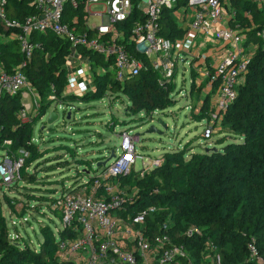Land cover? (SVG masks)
<instances>
[{"label":"built area","instance_id":"obj_1","mask_svg":"<svg viewBox=\"0 0 264 264\" xmlns=\"http://www.w3.org/2000/svg\"><path fill=\"white\" fill-rule=\"evenodd\" d=\"M241 1L29 0L33 13L14 19L7 14L6 0H0V27L8 34L6 39L19 44L23 55L12 73L0 67V102L19 95L20 121L37 112L40 98L23 69L34 50L41 48L40 43L32 41L33 36L51 35L67 46L66 78L61 96L51 86L46 101L61 107L66 117L75 108L64 97L93 92L96 76L109 74L123 83L150 69L158 74V84L165 86L175 82L177 65L181 63L196 75L195 84L197 80L206 83L209 108L204 135L208 137L221 125L229 105L235 101L253 54L259 49L264 51V0H249V8L240 17L236 6ZM93 7L100 9L93 11ZM253 10L263 16L255 32L256 41L247 34L256 28ZM95 18L97 22L90 21ZM169 18L185 22L180 36L171 35ZM244 21H249L250 27H243ZM197 40L202 43L196 45ZM207 45L219 46L222 54L217 60H205L202 53L210 47ZM92 56L99 57L101 64H96ZM53 111L57 114L56 108ZM120 136L121 155H114L109 166L108 162L100 165L104 168L101 172L65 189L50 206L51 213L58 212L61 223L55 229L57 260L68 264H196L183 245L173 242L167 222L155 231L147 228V220L158 211L155 206L144 207L134 216L127 213L139 198V189L131 181L143 179L164 159L137 155L138 135L123 131ZM10 147L11 141L4 140L0 151V180L6 187L17 182L28 157L23 148L13 154ZM136 159L141 160L140 169L135 168ZM128 178L130 182H126ZM17 222L20 219L15 217L11 225L15 227ZM17 234L11 236L20 237ZM183 235L187 239L200 237L201 231L189 226ZM246 254L249 263L264 264L253 238L246 242ZM199 264H223L213 242L205 243Z\"/></svg>","mask_w":264,"mask_h":264},{"label":"trees","instance_id":"obj_2","mask_svg":"<svg viewBox=\"0 0 264 264\" xmlns=\"http://www.w3.org/2000/svg\"><path fill=\"white\" fill-rule=\"evenodd\" d=\"M6 2L10 18L23 19L33 13L28 7L29 0ZM166 32L168 36V30ZM7 35L0 27V67L12 73L22 62L23 55L19 44L15 40L6 39ZM249 38L256 41L255 33ZM32 41L40 43L41 48L34 50L23 69L24 73L42 98H47L51 86L56 95L61 96L66 78V44L51 35H34ZM91 58L96 64H101L99 57ZM157 80L158 74L150 69L123 83L115 81L109 74L96 76L93 81L95 90L84 95V100L78 102L98 101L106 94L118 98L123 96L127 99V115L144 113L151 117L156 111L174 106L170 97L175 89L174 83L163 86ZM208 98L209 93L199 106V111L193 114L195 121L206 120L205 105ZM64 100L72 103L78 99L66 96ZM21 108L19 95L1 100L0 148L4 140H10L13 154L20 148L28 153L15 183L23 189L36 184L35 171L29 173L28 168L47 152L39 151L32 141V129L44 116L48 105L43 104L28 123H21L17 118ZM116 124L117 120L113 117L107 127L113 129ZM220 127L233 137L220 150L191 154L189 159L185 157L187 149L166 152L160 167L147 173L143 179L134 178L131 183L138 187L139 198L127 213L134 216L144 207L155 206L158 211L147 220V228L150 232L155 231L161 223L167 222L173 242L183 245L194 257L196 264H199V254L208 241L217 246L223 264H251L246 254V242L249 239L255 240L260 255L264 257L263 50H256L253 54L247 74L237 87V97L229 105ZM71 155L74 156L73 153ZM77 165L87 169L91 166L87 160L82 159L77 160ZM126 182H130V178ZM4 190L6 192V186L0 180V264H68L57 260L56 234L48 225L39 227L41 239L37 247L32 248L29 243L20 241V237L11 236L3 212L5 207L9 215L20 220L26 218L25 223H29L28 215L44 214L39 211L40 207L33 205L35 202L41 201L48 205L54 199L36 198L27 194L24 201L10 197ZM52 212L59 218L57 211ZM189 226L198 227L201 236L185 238L183 234Z\"/></svg>","mask_w":264,"mask_h":264},{"label":"rangeland","instance_id":"obj_3","mask_svg":"<svg viewBox=\"0 0 264 264\" xmlns=\"http://www.w3.org/2000/svg\"><path fill=\"white\" fill-rule=\"evenodd\" d=\"M97 9L100 8H92L93 11ZM90 21L97 22L98 19ZM196 43V45H200L202 40H197ZM194 76L195 74L191 75L187 66L184 67L179 63L175 75V89L170 94L174 106L163 111H156L151 117L144 113L127 115L125 111L127 99L123 96L118 98V96L106 94L104 98L89 103L78 102L84 100L83 96H78V100L71 103L75 111L69 115L70 119H66L61 107L59 108L52 102L48 103L46 98L35 93L36 97L40 98L39 109L43 104H47L48 108L44 116L33 126L32 140L39 151L47 150V152L28 168L29 173L35 171L36 184L22 189L20 184L12 183L10 188L6 187V192L5 190L4 192L10 197H17L24 201L27 194L46 199L59 197L65 189L79 185L88 176L101 172L104 168L96 166L107 160L111 152H114L116 157L121 155L120 134L123 131H130L131 134L138 135L139 141L135 143V153L150 159L161 158L166 152L181 151L182 149H187L186 159H189L191 154H202L206 150H220L233 137L229 136L230 133L223 132L224 130L220 126L208 137H205L206 121L194 120L193 114L199 111V106L204 102L202 99L205 87L204 85L196 87ZM208 102L205 105L206 113L209 108ZM55 108L58 118L52 124H48L47 117ZM35 112L20 122H30L31 118L35 116ZM113 117L117 120V124L113 129H110L107 124ZM158 119L166 123L167 131L163 134L147 133L150 125L163 131L157 124ZM1 156L0 152V159ZM79 159L87 160L91 165L89 169L78 166L77 160ZM113 161V158L109 160L107 166ZM141 165V160L136 159L135 168L140 169ZM87 170L89 174L83 173ZM33 205L40 207L39 211H43L44 214L28 215L29 223L20 220L15 227L11 226V221L15 217L9 215L5 207L3 212L10 234L18 233L20 241L23 240L29 243L30 247L36 248L41 239L39 227L48 225L55 232V228H60L61 223L57 215L51 213L52 203L48 202L47 205L45 202L39 201ZM33 210L35 211V209Z\"/></svg>","mask_w":264,"mask_h":264},{"label":"crops","instance_id":"obj_4","mask_svg":"<svg viewBox=\"0 0 264 264\" xmlns=\"http://www.w3.org/2000/svg\"><path fill=\"white\" fill-rule=\"evenodd\" d=\"M249 6H250L249 0L248 1L247 0L241 1V4L239 3L236 6L238 15L241 17V14H242L243 10L248 9ZM256 13L258 14L257 16L254 15L253 12H251V15H252V18H253V23L256 25V28H255V30H251V31L247 32L249 37H250L251 34L256 32V30L258 29V26L263 22V16L261 15V13H259V12H256ZM184 24H185V22H183V21H177V20L172 19V18L167 19V26H168V28H169V30L171 32V35H173V36H175V35L180 36L181 35V32L183 31ZM242 24L244 25L243 27H247V28L250 27V22L249 21H244V22H242ZM244 33H246V32H244ZM207 46H210V45H207ZM210 47H213L215 49H211ZM210 47H207L204 50L205 52L203 51V53H202V54H204L205 60L206 61L217 60L220 57V55L222 54L221 51H219V46L218 45H213V46H210ZM196 84H198V85H196ZM196 84L195 85L198 88L201 85L205 86L204 87V91H203V99H202V100H204L207 97V95H208V93L206 91V83L205 82H201L200 83V80H197Z\"/></svg>","mask_w":264,"mask_h":264},{"label":"water","instance_id":"obj_5","mask_svg":"<svg viewBox=\"0 0 264 264\" xmlns=\"http://www.w3.org/2000/svg\"><path fill=\"white\" fill-rule=\"evenodd\" d=\"M57 114L56 112H51L48 117H47V123L48 124H52L53 122L56 121L57 119ZM66 119H70L69 115H67V118ZM157 124H159L161 126V128L163 129V131H160L158 130L154 125H150V127L147 129V133H156V134H163L167 131V125L166 123H164L163 121H161L160 119L157 120ZM111 158H114V152H111V155L110 157L105 160L103 163L101 164H98L97 166H100V165H105Z\"/></svg>","mask_w":264,"mask_h":264}]
</instances>
